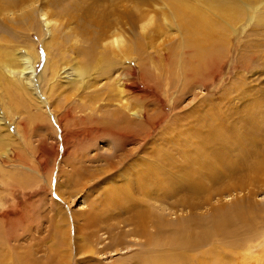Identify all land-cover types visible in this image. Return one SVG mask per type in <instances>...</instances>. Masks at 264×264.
<instances>
[{
  "label": "rangeland",
  "instance_id": "374dc122",
  "mask_svg": "<svg viewBox=\"0 0 264 264\" xmlns=\"http://www.w3.org/2000/svg\"><path fill=\"white\" fill-rule=\"evenodd\" d=\"M0 264H264V0H0Z\"/></svg>",
  "mask_w": 264,
  "mask_h": 264
},
{
  "label": "bare ground",
  "instance_id": "6f19581e",
  "mask_svg": "<svg viewBox=\"0 0 264 264\" xmlns=\"http://www.w3.org/2000/svg\"><path fill=\"white\" fill-rule=\"evenodd\" d=\"M192 20L193 21H197V15L195 14V15H193L192 16ZM185 24V23H184ZM195 26L193 27V29H192V31L191 30H189V34L190 35H192L193 37H195L196 35H199V34H203L202 35V38H205V40L207 39V38H211L212 36H213V32L211 31V29H212V26H208V30H207V32L204 30V28H203V26L202 25H199V23L197 22V23H195L194 24ZM185 29H186V27H184ZM202 28V29H201ZM187 31H188V29H187ZM212 35V36H211ZM193 39V38H192ZM196 38H194V40H195ZM193 40V41H194ZM200 39H196V42L198 43V41H199ZM193 46L195 47V51H196V55L199 57V59H198V61H200V62H202V60H205V58H210L211 56H212V54L214 55V52L211 54V52H204L203 50H201L198 46H196L195 45V43L193 42ZM197 47V48H196ZM207 54V55H206ZM210 56V57H209ZM212 58H213V56H212ZM213 61V60H212ZM23 72H21V73H23V74H29L30 72H28V67L27 66H25L23 69ZM118 119H120V121H123V122H125V121H127L126 119H125V117H124V115L123 116H119V118ZM122 123H119V125H121ZM109 129V128H108ZM119 129V127L118 126H115V127H113V131H116V130H118ZM110 130V129H109ZM204 145V144H203ZM204 147V146H203ZM200 154V153H199ZM204 159V158H203ZM207 162V161H206ZM203 163V162H202ZM204 165V164H203ZM9 235V237H10V239H14V234L13 233H9L8 234Z\"/></svg>",
  "mask_w": 264,
  "mask_h": 264
}]
</instances>
